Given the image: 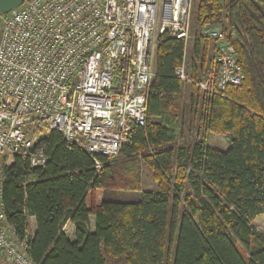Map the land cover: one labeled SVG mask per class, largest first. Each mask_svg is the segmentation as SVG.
<instances>
[{"label":"trees","instance_id":"obj_1","mask_svg":"<svg viewBox=\"0 0 264 264\" xmlns=\"http://www.w3.org/2000/svg\"><path fill=\"white\" fill-rule=\"evenodd\" d=\"M196 19L224 25L244 69L243 83L225 97L202 93L196 101L204 127L231 133L230 146L202 139L175 147L181 114L170 99L182 92L175 69L185 49L181 39L161 35L147 124L120 154L148 155L156 190L142 191L139 201L105 200L103 191L117 187V158L98 156V169L86 149L55 130L33 148L49 158L44 166L22 154L3 165L6 221L34 264H264V231L254 226L264 215V0H199ZM210 40L196 36L197 58Z\"/></svg>","mask_w":264,"mask_h":264},{"label":"built area","instance_id":"obj_2","mask_svg":"<svg viewBox=\"0 0 264 264\" xmlns=\"http://www.w3.org/2000/svg\"><path fill=\"white\" fill-rule=\"evenodd\" d=\"M192 0H26L2 14L0 36V252L9 264H34L2 204L4 156L29 158L35 133L58 131L98 156L115 157L148 120L158 38L191 39ZM201 36L216 44L214 64L197 77L184 57L176 76L202 93L225 97L245 80L235 47L217 25Z\"/></svg>","mask_w":264,"mask_h":264},{"label":"rangeland","instance_id":"obj_3","mask_svg":"<svg viewBox=\"0 0 264 264\" xmlns=\"http://www.w3.org/2000/svg\"><path fill=\"white\" fill-rule=\"evenodd\" d=\"M199 0H192L191 5V39L190 43L185 50V58L188 64V71L191 76H199L203 73L204 69L214 64V59L216 55V44L214 41L210 40V45L208 47V52L205 56L197 58L194 54V47L196 36L201 34L200 25L196 19V11L198 7ZM217 25L223 30L224 25ZM2 33V14H0V36ZM203 94L199 90L192 86L191 84L184 83L182 92L171 96V101L177 107H179L181 117L178 121V127L180 129L179 139L176 148L181 146H189L201 141L202 139L206 141L208 145L217 147L219 149H226L231 144L232 134L229 132H212L207 130L201 121V110L197 107V99H202ZM201 107V106H200ZM45 130L35 133L34 137L37 138L42 135ZM167 147V146H165ZM155 152L154 148H151L148 154H153ZM148 156V155H147ZM144 154H137L130 158L124 156H115L116 161L113 162L117 169V187L113 190L103 191L102 197L105 200L114 201H139L141 198V193L144 190H156L159 187V181L155 178L154 171L152 167L147 162ZM12 157L4 156L1 160V166L5 164H10ZM172 182H176V176H173ZM185 189L188 193H191V185L189 181H186ZM254 226L257 231H264V215L258 217ZM65 231L70 234L69 230L65 228ZM118 264H125L119 262Z\"/></svg>","mask_w":264,"mask_h":264},{"label":"water","instance_id":"obj_4","mask_svg":"<svg viewBox=\"0 0 264 264\" xmlns=\"http://www.w3.org/2000/svg\"><path fill=\"white\" fill-rule=\"evenodd\" d=\"M26 0H0V14H7L19 6Z\"/></svg>","mask_w":264,"mask_h":264},{"label":"crops","instance_id":"obj_5","mask_svg":"<svg viewBox=\"0 0 264 264\" xmlns=\"http://www.w3.org/2000/svg\"><path fill=\"white\" fill-rule=\"evenodd\" d=\"M12 162H13V159H12L11 163ZM261 216H263V215H261ZM261 216H259V217H261ZM31 222H32V231L35 232L36 231V223H35V220L32 219ZM94 224H95V218L94 217H91V226L93 227ZM65 228H67L69 230L70 234L69 233L68 234H69L70 238H74V234H75V227H74V225L72 223H68V224H66ZM0 264H9L7 262V260H6V258L4 257V255L1 252H0Z\"/></svg>","mask_w":264,"mask_h":264}]
</instances>
